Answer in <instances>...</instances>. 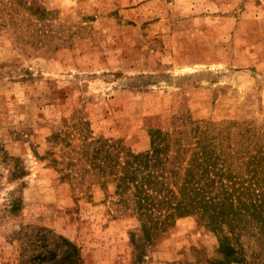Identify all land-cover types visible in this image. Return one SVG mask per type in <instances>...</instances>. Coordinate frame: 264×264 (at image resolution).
<instances>
[{"label": "rangeland", "instance_id": "rangeland-1", "mask_svg": "<svg viewBox=\"0 0 264 264\" xmlns=\"http://www.w3.org/2000/svg\"><path fill=\"white\" fill-rule=\"evenodd\" d=\"M37 1L42 21L21 9L0 31V264H17L32 227L74 242L83 264L219 260L189 216L134 263L139 224L80 180L79 152L104 138L141 153L152 130L208 121L264 139V0Z\"/></svg>", "mask_w": 264, "mask_h": 264}, {"label": "trees", "instance_id": "trees-1", "mask_svg": "<svg viewBox=\"0 0 264 264\" xmlns=\"http://www.w3.org/2000/svg\"><path fill=\"white\" fill-rule=\"evenodd\" d=\"M21 9L38 21L47 13L37 0H1L0 31L24 21L15 15ZM233 126L155 129L141 153L111 139H83L78 160L90 163L80 180L97 179L114 211L139 224L131 233L134 263L179 219L198 216L218 240L221 258L212 264H264V139ZM18 242L17 264H83L81 249L49 228H29Z\"/></svg>", "mask_w": 264, "mask_h": 264}]
</instances>
